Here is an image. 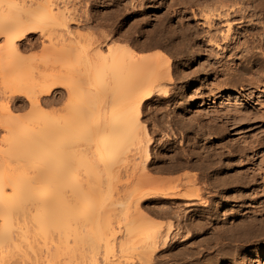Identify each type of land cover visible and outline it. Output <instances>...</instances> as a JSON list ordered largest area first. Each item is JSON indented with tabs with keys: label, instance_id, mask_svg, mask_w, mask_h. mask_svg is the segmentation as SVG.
Instances as JSON below:
<instances>
[{
	"label": "bare ground",
	"instance_id": "6f19581e",
	"mask_svg": "<svg viewBox=\"0 0 264 264\" xmlns=\"http://www.w3.org/2000/svg\"><path fill=\"white\" fill-rule=\"evenodd\" d=\"M56 1L0 0V98L4 100L0 104V264H24L26 259L33 264L38 260L41 264H256L259 248L253 256L246 251L264 239V201H260L264 179L256 183L264 178V138L243 142L240 151H234L254 168L253 173L236 176H222L234 169L222 164L223 144L212 145L218 158H212L208 149L206 155L200 151L206 133L212 131L221 140L228 127L187 125L179 132L183 139L179 146L166 141L167 153L160 154L157 147L152 155L151 148H156L152 145L158 140L143 122L145 102L155 97L170 101L183 95L185 88L183 82L175 93L167 88L166 84L175 80L166 52H137L129 44L133 36L128 29H109L102 32L101 39L88 37L87 41L79 32L68 30L70 21H76L74 7ZM90 1L91 6L96 2ZM112 2L121 7L106 8L107 25L115 15L122 26L129 19L131 26L143 19L145 29L150 27L144 31L150 40L145 48L164 47L192 59L205 51L204 46L225 41L219 46L225 50L222 60L207 61L204 68L192 70L185 65L177 73L183 81L206 75L202 88L185 98V104L200 100L197 105L204 106L205 99L220 97L225 106L216 111V118L224 114L229 115V122H236L239 117L252 116L241 104L248 99L241 102L228 92L238 91L252 99L253 90L259 97L264 89V0ZM129 9L132 11L127 13ZM150 11L156 19L153 24ZM175 18L181 25L196 20L206 32L201 30L203 35L197 38L191 37L190 25L172 29L170 23ZM238 24L247 25L236 28ZM36 33L48 38L54 35L51 38L58 41L50 38L43 46L45 58L24 57L23 42ZM119 40L123 44H118ZM58 68L65 69L66 75H58ZM74 72L78 78L70 83ZM57 87L73 96L82 93L69 101L68 109L76 115L68 120L61 121L55 108L43 110L57 102ZM23 99L32 112L26 119L11 114L21 108L16 103ZM104 109L109 113L101 118L97 113ZM170 130L163 135L176 138L174 127ZM191 133L193 142L186 145ZM86 148L89 153L94 150L93 155L88 153L91 158L87 153L88 158L83 156ZM248 151L254 152L258 163L253 157L247 159ZM167 159L170 162L163 163ZM155 171L175 176L156 178L151 175ZM252 185L254 190L247 196L245 191ZM233 188L240 193L231 196ZM217 199L221 202L216 203ZM247 200L254 204L250 210L255 214L229 213L233 222L221 223V208L238 202L246 205ZM151 204L159 205L154 213H173L175 221L170 220L167 226L149 221ZM180 204L184 207L181 211ZM190 207L194 212L190 214L189 209L185 213ZM179 238L183 247L174 250ZM99 248L103 250L101 259Z\"/></svg>",
	"mask_w": 264,
	"mask_h": 264
},
{
	"label": "rangeland",
	"instance_id": "374dc122",
	"mask_svg": "<svg viewBox=\"0 0 264 264\" xmlns=\"http://www.w3.org/2000/svg\"><path fill=\"white\" fill-rule=\"evenodd\" d=\"M126 1L127 0H120L121 4L122 3L125 4L124 2H126ZM56 2H57L58 5H64V4H66L69 7L71 6V9H72V7H74L72 9V11H75L74 12L75 13L74 15L77 16V17H75L76 18L75 19L76 21L74 22V19L72 21L73 23L70 21V23L68 25V30H71L72 32H76V33L79 32L81 35H84L83 36L84 38H87L86 39L87 41H88L89 38H90V40L91 39L92 40L98 39L99 37L102 36L101 35L102 32L104 34L106 32V30L108 31L109 29H112V30L115 29L114 30L115 32H118V31L119 32H121V31L124 32V30L127 31V29H128V31L131 32L130 33L131 34V37L133 36L132 37V41H130L129 44H131L137 52H146L147 51L148 54L158 53V52H160V50H163L164 52H166L168 58L170 59V64H171L170 65V72H171V74H172V76H173V78L175 80L173 83L166 84L167 85V88L170 90L171 94L178 91V89L181 86V83L182 82H183V85L182 86H184L185 88H184L183 95L179 96L178 98L172 99L170 101L164 102V101H161L158 97H155V98H153V99L145 102L146 104L144 105L143 122H145L146 127H148V130H149L150 134H151V132L155 131L151 135L154 136V139L158 140L157 143L155 142L152 145V147H156V148H154L153 151H152V148H151V151L150 152H151L152 155H153V152L156 151L157 147H158V151L160 152V154L162 153V154L165 155L167 153V150H169V147L167 146V144H165L167 142H169V143L171 142V144L173 146H179V142H183V139L181 140V138H179V137H181L179 132L180 131L181 132L182 131H185L184 129H187V128L182 129L183 127H188L190 124L192 126H195V127H202V126H205V125H206L205 127H207V125L209 126L210 123H211L210 127H215V126L216 127H219V126H221V127H228V128H226L225 130L222 131L223 138L221 140H217V136L212 131H210V133H206V135L203 136V139H201L200 140V143H199V144L202 145V146L200 145L201 146L200 147V151H203L202 152L203 155H206V152L205 151H207V149H208L209 150V153L212 155V158H218V157H215L214 152L211 151L212 145H214L215 147H218L219 145L221 146L223 144L221 146V148L223 149L222 150L223 151V155H221V160L223 162L222 164H223V166H225L226 164L227 165L229 164L228 166L230 168H234V169L232 171H229L227 173H224L222 176H227L228 177L231 173L233 174V176H236V175L245 173L246 171L248 173H251V172L253 173V169H254L253 166L250 165V164H248V162H246L247 160L246 161L244 160V157L240 156L242 154H240L238 152H234V151H237V150L240 151V148L241 147L239 148V146H241L243 144V142L244 143L245 142L246 143L247 142L252 143L253 141H255L256 138H260V137L264 138V115L261 116L260 111H258V110H261V113H262V111L264 113V104H262V103H264V89L263 90L260 89V90H262L261 91L262 93L261 94L259 93V95H260L259 97H257L258 91L253 90L252 96H250V97H252V99H249V97L248 98H246V97L244 98L243 96H241V93L238 92V91L228 92L229 94L237 95V97L241 99V100H239L241 102L243 100H247L248 99L247 101H243L241 104H242V106L247 107V108H249V110L252 111V116L250 115L247 118H245L247 120H245L242 117H239V119H237L238 122H237V120H236V122H234L235 120H233V121L230 120V122H229V120H227V117L229 115L225 116L224 114H222V116L218 117L219 119L216 118L217 117L216 116V111L219 110V108H222L223 106H225V104L222 102L223 99H220V97H216L214 99L212 97H209V99H205V102L206 103H205L204 106L203 105L202 106L201 105L200 106L197 105L198 103H202L200 100L198 102L197 101H193L192 103H190L188 105L185 104V98H188V96L194 95V93L199 92V90L202 88L201 83H202V80H203V82H205L206 78H204V77H206V75H204L203 73H200V75L189 76L188 78L186 77L184 81L178 79V77H177L178 76L177 73L179 71H181V70H184L185 69V65L191 66V68L189 70H192V69H195V68H198V67L199 68H204V66L206 64H208L207 61H209V62L211 61L212 62L213 60H219V58H220V60H222L223 57H224V54H225V50L222 49V48H220V47L223 46V43H225V41H222V42L220 41L219 42V44H220L219 46L220 47L217 46V45H215V44H210V46H207V47L204 46L205 51H203L200 56H194V58L190 59V56L189 55L188 56L187 55L182 56V54L175 53L173 50L170 51V49H166L164 47L145 48V46L148 45V43L150 42V40L148 39L149 37H147L148 35L145 34L144 31L150 29V27H148V28L146 27V29H145L144 24H142V23H145V22H143L144 21L143 19L139 20V22L141 21L140 22L141 25L140 24L139 25L136 24L135 26H131L132 23H133V21H132V19H129L126 22V24L124 26H122V22L119 21V16H116L115 15L116 18L113 17V21H112V19L110 20L111 21L110 22L111 25H107L108 24V21H106V18H104V12H105L106 8L109 7L110 10H113L114 8H116L118 6L121 7L120 3L112 2V0H96V2L94 3L96 5L94 6V4H93L91 6V4H90L91 1L90 0H57ZM115 3L116 4H119V5H116ZM134 10H136V8H134ZM131 11L132 10L129 9L127 11V13L128 12H131ZM88 14L90 16H88L87 18H85ZM158 14H161V13H158ZM148 15L151 16V20H152V24H153L154 23L153 21L156 20V19L154 18V16H152V12L151 11L148 13ZM79 16H80V18H79ZM92 16H93V18H92ZM94 17H96V18H94ZM141 17H143V16H141ZM89 18H90V21H87V19H89ZM152 18H154V19H152ZM114 19H116V20H114ZM175 19L172 21V23H170L172 29H174L175 27L178 29L180 27V25H181V24H178L180 22L179 18H177L176 20ZM78 20L81 21V22H78ZM91 20H94L95 22L94 21H91ZM178 20H179V22H178ZM90 22L93 23V24H91ZM112 25H114V26H112ZM116 25L119 26V27H117ZM244 25H247V24H241V25L238 24L236 26V28L244 27ZM181 26L188 27V28L190 27L191 28L190 31L193 32V36H191V37L197 36V38H200L201 35H203L202 34V31H203L204 34L206 32V30H205L206 28L202 27L200 25V22L198 23V21H196V20L193 21V19L190 20L189 22H185ZM193 26H194V29H193ZM198 26L199 27L201 26V27L199 28ZM129 27H130V29H129ZM143 27H144V29H143ZM51 36L53 37L54 35H51ZM51 36L49 38L47 36L42 37V36H40L37 33L31 35L29 37V41H26L25 40L23 42L24 43L23 46H25V44H26V46H25V49L22 51V55L24 57H29V58L30 57H33L34 59H42V58H45L43 55L45 54V56H47V53H46L47 51H46V49L44 47L46 45H48L47 43H49L48 41L50 40ZM53 39H55V38H51L52 41H54ZM99 39H101V38H99ZM177 40H179V38H177ZM2 41H3V39L1 38L0 39V44L2 43ZM55 41H56V39H55ZM57 41H56V43H57ZM122 41L119 40L118 42L117 41L116 42L118 44H120V43L123 44L124 41L123 42ZM221 43H222V45H221ZM141 46H144V47H142L143 48L142 49L143 51L140 49ZM200 46H202V43L201 42H200ZM103 47H104V45L102 46V48ZM0 52H1L0 54H2V51H0ZM65 66L63 68H65ZM63 68H61V70ZM65 69H63V71H61L59 69L60 72L58 71L59 72L58 75H60V76H62V74L66 75L65 73L67 71L65 72L64 71ZM22 72H23L22 74H23V77H24L25 70L23 69ZM63 72H65V73H63ZM18 73H21V72H18ZM77 78H78V76L74 72V75H73L72 78L69 79V82L71 83L72 80L75 81ZM25 79H28V78L25 77ZM56 91L57 92H56L55 95L56 96H59L60 95L59 98H58V100H57V102L54 104V106H50L52 109L50 107H46L45 109H43L44 112H48L50 110H54V108H55V111H57V113L59 115L58 116L59 119L60 118L61 119L66 118L67 119V117H69L70 115H74L75 116L76 115L75 112L73 114H71V111H72L71 108L68 109V106L70 105V102L69 101H71V99L76 98L75 96L77 94H79V95H77V98H79L80 94H82V93L77 92L76 95L74 94L75 96H73L72 94L69 95L65 91V89L64 88H61V87L60 88L57 87L56 88ZM223 95H224V93H223ZM253 98H255V99H258L259 98V99H258V101H256ZM212 100H214V103L212 102ZM253 100L256 101V102H258V103H254L253 104V102H254ZM22 101H23V103L21 101H18L16 103V104L19 103V105H21V108L13 110V112H11V114L13 116L19 117L21 119L22 118L23 119H26V117H28V118L30 117V115H31L30 113H32V112L30 110L29 105L24 102L25 100L23 99ZM260 102H261V105H263V109H261L262 106L259 104ZM3 103H4V100L0 98V104H3ZM175 103H176V105H175ZM258 105H260V106H258ZM256 111L258 112V115H257V112ZM104 113H106V114L103 115ZM107 113H109L108 110L104 109L103 111L102 110L99 111V113H97V114L100 115V117H101V115L102 116H107ZM253 113L255 115L254 117H253ZM79 116L81 117V115H79ZM248 118L250 120H248ZM74 119H78V118H74ZM80 119H82L81 121L83 122V119L84 118H80ZM222 120H224V121L227 120L225 122H227L228 124L223 123ZM174 121H177L178 123L175 124ZM233 122L235 123V125L233 124ZM62 123H64V122H61V124ZM65 123H66V121H65ZM222 124L225 125V126H223ZM172 127H174V129L176 130V133H177L176 134L177 135L176 138H173L172 136H170V134H168L169 137L166 138L165 135H163V134L164 133H170L171 132L170 129ZM178 127H181L182 130H180V129L178 130ZM189 136H190L189 137L190 139L189 140L187 139L185 141L186 142L185 143L186 145L187 144L188 145H191L192 144L191 142H193L192 139H193V137H195V135L193 136L192 133ZM173 141H175V142L173 143ZM187 141H189V142H187ZM217 142H218V144H217ZM206 145H208V146H206ZM235 146H237V149L234 148ZM223 147H225V148H223ZM87 148H86V150H87ZM204 148H205V150H204ZM88 149H90V148H88ZM91 149H93V148H91ZM86 150H84V151H86ZM215 152H217V151H215ZM86 153L87 154L89 153L88 150H87V152H85V154H83V156L86 155V157L88 158V156L94 154V150H93V152H92V150H90V153L91 154L89 153L90 155L88 154V156H87ZM245 155H246V157H247L248 160L250 159V157L251 158L253 157V160L254 161H256L257 163L259 162V160H257V156H254V152L248 151ZM236 156L239 157V158L241 157V158L239 159ZM91 157L92 156H90V158ZM241 161H243L244 163L241 162ZM169 162L170 161L168 159L166 161H163V163H169ZM125 164H127V163H125ZM130 166H131V163L129 164V162H128L127 167H130ZM182 172H184V171H182ZM179 174H181V172ZM232 174H231V176H232ZM257 174L261 175V172H259ZM151 175H153V177L156 175L155 176L156 178H163V176H164V178H167V177L169 178V177H172V175L175 176V174H170V173L168 174V173H165V172L161 173L159 171L158 172L157 171L151 172ZM176 175H178V173H176ZM262 176L264 177V174ZM258 177H260V176H256V178H258ZM263 179L264 178H262V177L260 179L258 178V180H257L256 183L261 182V180H263ZM254 187H255V185H252L251 187H249V189H247L248 191L247 190L245 191V193H246L247 196H249L252 193V190H254ZM213 193H215V192H213ZM213 193H211V195L214 196V197H216L217 196L216 193H215V195H213ZM237 193L239 194L240 192L239 191H236L235 188L231 189V191L229 192V194L231 196H235ZM260 201H264V197ZM219 202H221L220 199H217L216 203H219ZM252 204L253 203H251L250 200H247L246 201V205L243 204V203H241V202L240 203L238 202V203H232V205L229 206V207L221 208V210H220V216H221V220L220 221H221V223H223L224 221H229L230 223L233 222V219H231L230 217L227 216V215H230V214H235V215H246L247 214V216L248 215L255 214V212L251 211L252 208H253V205H254V204L253 205ZM117 206H118V204H116V207L115 206L114 207L117 209ZM149 206L152 207V209H153V210L150 209V212L147 209L149 213L147 212V210H145L148 213L147 214L148 215L147 217L150 218L149 221L152 220L151 222L160 223L161 225L163 224L165 226H167L166 224H168L170 222V220L175 221L174 220L175 218H173L174 217V214L173 213L171 215L169 213V215H164L163 214L164 216L163 215L159 216L157 213H154L156 210L159 209V205L151 204ZM178 206H181V204L178 205ZM223 206H221V207H223ZM183 208L184 207L181 206L179 208V210L181 211V210H183ZM189 209L191 210L190 211V214H192L194 212V211H192V209H194L193 207L188 208L185 211V213ZM151 211H153V212H151ZM262 212H264V211H262ZM117 213H118V211H117ZM230 223H228L227 225H229ZM117 235H119V234H117ZM182 244H183V242L181 241V238L176 239V243H175V246H174V250L181 249L183 247ZM258 248H259V250L261 252H260V254H256V257H258V259H257L258 262H256V264L257 263L264 264V239H261L260 242L257 243L254 247H251L250 249H248L246 251V254H248V255L251 254V256H253L254 253H255V250H258ZM99 249H101V248H99ZM101 252H103L102 249L99 251L100 254L98 253V255H100V256H98L100 259H101V255H102ZM163 255L165 257H167L165 254H163ZM164 256H163V258L166 259ZM27 260L28 259L24 260L25 261L24 264L27 263L26 262ZM33 262L30 263V261H29L28 263L33 264ZM19 263H21V262H19ZM169 263H172V262H170V261H168V263L166 262V264H169ZM35 264H41V262L38 260V262L35 263Z\"/></svg>",
	"mask_w": 264,
	"mask_h": 264
}]
</instances>
